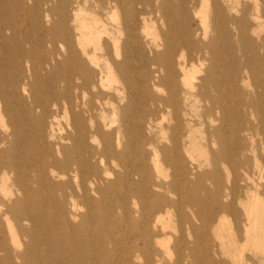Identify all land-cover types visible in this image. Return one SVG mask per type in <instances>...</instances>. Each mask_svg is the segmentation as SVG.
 <instances>
[{
    "label": "bare ground",
    "instance_id": "bare-ground-1",
    "mask_svg": "<svg viewBox=\"0 0 264 264\" xmlns=\"http://www.w3.org/2000/svg\"><path fill=\"white\" fill-rule=\"evenodd\" d=\"M256 177L264 0H0V264H264Z\"/></svg>",
    "mask_w": 264,
    "mask_h": 264
},
{
    "label": "rangeland",
    "instance_id": "rangeland-1",
    "mask_svg": "<svg viewBox=\"0 0 264 264\" xmlns=\"http://www.w3.org/2000/svg\"><path fill=\"white\" fill-rule=\"evenodd\" d=\"M57 47H59V46H57ZM259 148L260 147H258V149ZM259 151H261V150L259 149ZM253 161H254L253 157L250 156V165L251 166L254 164ZM231 179H232V177L228 180L227 175L226 174H223V188L224 187L226 188V187L230 186V184H231V181L230 180ZM257 182H259V184H261V189H262L261 191H263V188H264V179L263 180H260V179L257 178ZM239 209L243 213L242 208H239ZM222 219H224L223 220L224 221L223 224H219L218 223V227L220 228V231H219L218 234H219V236H223V238H224L226 251L227 250H230V251L232 250L233 252H236L237 253V251H235V247H233V248L230 247V244H231L230 243L231 241H229L230 233L233 234V237L232 238H234L235 240H239V238L242 239V235L241 234H238L237 231L235 230V225H234V220H233L234 218H233V215L232 214H227V215L223 216ZM225 221H227V222H225ZM227 223L229 225H227ZM230 226L232 227V230L231 231H230V229H228ZM219 236H217L216 233L215 234L212 233L211 234V240L214 243H218ZM242 243L243 242H240V244H242ZM223 259L225 261H227L229 264H260L258 258H255L254 257V254L251 251H249V250H247L245 252V257H244V260H243L242 263H241V261L239 260L238 257H230L228 255H225V256H223Z\"/></svg>",
    "mask_w": 264,
    "mask_h": 264
}]
</instances>
